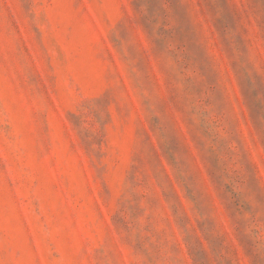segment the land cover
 <instances>
[{"label": "rangeland", "instance_id": "1", "mask_svg": "<svg viewBox=\"0 0 264 264\" xmlns=\"http://www.w3.org/2000/svg\"><path fill=\"white\" fill-rule=\"evenodd\" d=\"M0 264H264V0H0Z\"/></svg>", "mask_w": 264, "mask_h": 264}]
</instances>
